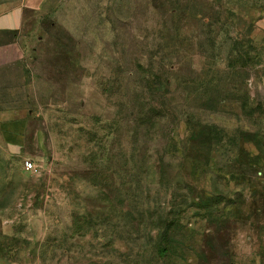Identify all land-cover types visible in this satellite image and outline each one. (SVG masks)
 I'll return each mask as SVG.
<instances>
[{"label":"rangeland","instance_id":"374dc122","mask_svg":"<svg viewBox=\"0 0 264 264\" xmlns=\"http://www.w3.org/2000/svg\"><path fill=\"white\" fill-rule=\"evenodd\" d=\"M0 264H264V0H40L1 30Z\"/></svg>","mask_w":264,"mask_h":264},{"label":"crops","instance_id":"0c3cea01","mask_svg":"<svg viewBox=\"0 0 264 264\" xmlns=\"http://www.w3.org/2000/svg\"><path fill=\"white\" fill-rule=\"evenodd\" d=\"M40 0H0V31L10 30L17 25L19 14L24 8H35ZM19 121L2 124L3 137L6 142L14 144L21 140ZM17 138V139H16Z\"/></svg>","mask_w":264,"mask_h":264},{"label":"built area","instance_id":"2783aa9c","mask_svg":"<svg viewBox=\"0 0 264 264\" xmlns=\"http://www.w3.org/2000/svg\"><path fill=\"white\" fill-rule=\"evenodd\" d=\"M24 167H25L26 169H28V168L31 167V162H30V160H25V161H24Z\"/></svg>","mask_w":264,"mask_h":264},{"label":"trees","instance_id":"16d2710c","mask_svg":"<svg viewBox=\"0 0 264 264\" xmlns=\"http://www.w3.org/2000/svg\"><path fill=\"white\" fill-rule=\"evenodd\" d=\"M163 226V225H162ZM159 229H161V227L159 228ZM163 251V250H162Z\"/></svg>","mask_w":264,"mask_h":264}]
</instances>
